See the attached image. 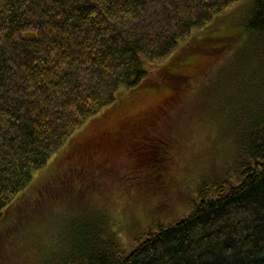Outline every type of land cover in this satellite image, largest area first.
Returning <instances> with one entry per match:
<instances>
[{"label": "trees", "instance_id": "trees-1", "mask_svg": "<svg viewBox=\"0 0 264 264\" xmlns=\"http://www.w3.org/2000/svg\"><path fill=\"white\" fill-rule=\"evenodd\" d=\"M237 36L243 51L232 58L254 68L230 119L236 182H200L189 214L148 226L132 248L89 228L50 245L42 262L264 264V0H0V225L41 218L34 203L48 193L30 192L33 176L122 93L171 89L174 100L197 59L216 52L218 60ZM170 102L136 120L156 128ZM113 129L71 144L58 162L78 164L99 151L83 145ZM125 137L112 141L123 145ZM19 234L11 244L26 238ZM36 241L43 248V238Z\"/></svg>", "mask_w": 264, "mask_h": 264}, {"label": "rangeland", "instance_id": "rangeland-1", "mask_svg": "<svg viewBox=\"0 0 264 264\" xmlns=\"http://www.w3.org/2000/svg\"><path fill=\"white\" fill-rule=\"evenodd\" d=\"M241 48L237 36L218 60L216 52L210 57L198 56L183 84L171 87L177 90L174 100L171 89L159 92L160 96L148 91L122 93L118 105L78 131L27 187L33 195L47 188L48 198L41 196V201L34 203L42 204L41 218L31 214L26 221L20 218L0 225V264H27L31 258L34 264H43L50 245L55 250L89 228L115 234L126 249L132 248V241L148 226L171 225L189 214L200 182L226 176L235 183L238 152L236 127L230 119L254 68L252 63L238 62V55L232 58ZM164 100L172 104L159 117L161 123L156 128L134 124L140 134L126 138L120 148L107 154L80 155L74 166L58 162L71 144L82 142L102 127L135 122L161 107ZM15 234L26 238L11 244ZM39 236L43 248L34 243L36 238L41 240ZM24 241L29 242L25 245Z\"/></svg>", "mask_w": 264, "mask_h": 264}, {"label": "flooded vegetation", "instance_id": "flooded-vegetation-1", "mask_svg": "<svg viewBox=\"0 0 264 264\" xmlns=\"http://www.w3.org/2000/svg\"><path fill=\"white\" fill-rule=\"evenodd\" d=\"M134 124L139 126V128H143V122L140 120H136L135 122L128 120L124 124L115 127V129L112 130L114 133L108 131L100 132L95 137L88 140V144H84L83 146L91 147L93 150L98 149L100 152L107 154L108 152L116 150L122 146L112 141L114 140L115 134L122 132L126 136L125 138H130L136 135L138 129L134 128ZM125 128L131 129L132 131H126ZM107 136L111 139V142L106 140Z\"/></svg>", "mask_w": 264, "mask_h": 264}]
</instances>
